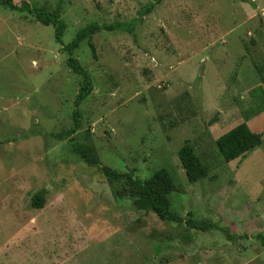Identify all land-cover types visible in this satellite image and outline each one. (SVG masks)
Masks as SVG:
<instances>
[{
  "label": "rangeland",
  "instance_id": "rangeland-1",
  "mask_svg": "<svg viewBox=\"0 0 264 264\" xmlns=\"http://www.w3.org/2000/svg\"><path fill=\"white\" fill-rule=\"evenodd\" d=\"M27 1L59 7L66 28L60 43L53 24L0 3V264H264V0ZM94 22L115 28L74 50L93 90L72 136L99 165L64 134L82 76L63 46ZM244 121L263 142L225 161L216 139ZM187 140L208 166L194 183ZM102 166L139 179L166 168L170 209L232 240L139 208Z\"/></svg>",
  "mask_w": 264,
  "mask_h": 264
},
{
  "label": "trees",
  "instance_id": "trees-1",
  "mask_svg": "<svg viewBox=\"0 0 264 264\" xmlns=\"http://www.w3.org/2000/svg\"><path fill=\"white\" fill-rule=\"evenodd\" d=\"M0 3L12 10L28 11L34 14L38 21L42 24H53L55 27V37L60 43H63V35L66 24L61 17L60 8L49 10L45 6H33L29 1L24 0L20 5L14 0H0ZM148 10V9H147ZM113 25H105L97 22L90 23L82 28L76 37L63 48L69 53L67 59L68 66L76 73L82 76V83L76 95L75 109L73 111L74 125L66 134L72 138L73 148L77 153H80L89 165H99V160L94 148L90 145L77 141L75 136H72L80 128L78 121L79 104L93 90L92 75L86 69L79 59L74 56V50L79 46L81 40L96 30L113 29ZM130 28V27H127ZM93 52H95L94 44L89 40ZM63 135V133H61ZM263 134L251 129L247 122H241L227 132L223 133L216 139V144L225 161H232L236 158L243 157L255 148L262 144ZM179 157L183 167L185 168L188 181L191 183L205 178L208 175V166L203 162L201 157L196 152V149L189 140H187L179 150ZM106 177L113 180H124L130 185L128 194L134 198L135 204L139 208L154 211L161 219L177 222L186 221L187 225L199 230L220 229L229 240L233 236L229 228L220 226L218 223L211 220L195 219L192 215L189 218H184L170 209L169 194L175 188V181L171 173L166 168L156 170L149 178L139 179L134 177L132 173L119 172L109 166L101 167ZM123 192H126L124 189ZM46 189L42 188L35 192L32 196V205L36 208H41L45 205ZM123 194V193H120ZM258 237L264 245V233H259Z\"/></svg>",
  "mask_w": 264,
  "mask_h": 264
}]
</instances>
